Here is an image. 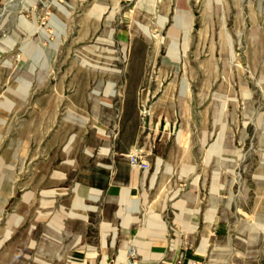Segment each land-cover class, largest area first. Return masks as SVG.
<instances>
[{
  "label": "rangeland",
  "instance_id": "obj_1",
  "mask_svg": "<svg viewBox=\"0 0 264 264\" xmlns=\"http://www.w3.org/2000/svg\"><path fill=\"white\" fill-rule=\"evenodd\" d=\"M135 159L219 179L264 250V0H0V210L68 212Z\"/></svg>",
  "mask_w": 264,
  "mask_h": 264
},
{
  "label": "crops",
  "instance_id": "obj_2",
  "mask_svg": "<svg viewBox=\"0 0 264 264\" xmlns=\"http://www.w3.org/2000/svg\"><path fill=\"white\" fill-rule=\"evenodd\" d=\"M175 170L156 179V170L131 166L124 180L79 183L68 212L0 210V264H173L183 254L204 264H264V250L252 254L253 241L229 223L234 212L220 211L219 179L208 181V200L202 179Z\"/></svg>",
  "mask_w": 264,
  "mask_h": 264
},
{
  "label": "built area",
  "instance_id": "obj_3",
  "mask_svg": "<svg viewBox=\"0 0 264 264\" xmlns=\"http://www.w3.org/2000/svg\"><path fill=\"white\" fill-rule=\"evenodd\" d=\"M136 163V159L134 161ZM137 166L146 168L148 164L145 162L136 163ZM173 264H204V261L192 255L183 254Z\"/></svg>",
  "mask_w": 264,
  "mask_h": 264
}]
</instances>
